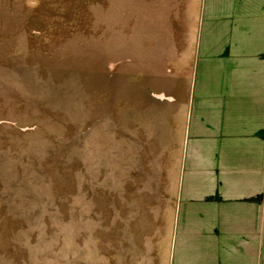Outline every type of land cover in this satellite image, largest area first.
Instances as JSON below:
<instances>
[{"label": "rangeland", "instance_id": "374dc122", "mask_svg": "<svg viewBox=\"0 0 264 264\" xmlns=\"http://www.w3.org/2000/svg\"><path fill=\"white\" fill-rule=\"evenodd\" d=\"M203 1L0 0V264H165Z\"/></svg>", "mask_w": 264, "mask_h": 264}, {"label": "crops", "instance_id": "0c3cea01", "mask_svg": "<svg viewBox=\"0 0 264 264\" xmlns=\"http://www.w3.org/2000/svg\"><path fill=\"white\" fill-rule=\"evenodd\" d=\"M196 41L164 261L264 264V0H204Z\"/></svg>", "mask_w": 264, "mask_h": 264}]
</instances>
